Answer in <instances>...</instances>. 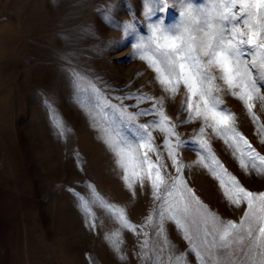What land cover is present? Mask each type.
Returning a JSON list of instances; mask_svg holds the SVG:
<instances>
[{
  "label": "rangeland",
  "instance_id": "374dc122",
  "mask_svg": "<svg viewBox=\"0 0 264 264\" xmlns=\"http://www.w3.org/2000/svg\"><path fill=\"white\" fill-rule=\"evenodd\" d=\"M191 2L206 7L208 0ZM145 6V0H0V264H151L150 259H142L145 239L149 245L143 251L149 257L159 254L166 260L170 253L185 254L187 264H198L189 249L193 244L204 248V209L221 222L239 224L246 205H229L218 180L196 163V145L189 143L178 149V158L185 165L182 175L187 187L203 207L197 211L193 204L187 218L192 244L174 222L164 220V235L169 241L165 247L162 237L155 234L156 227L146 226L150 215L155 221L162 201L153 199L147 180L143 187L137 182L131 191L125 186L116 157L101 139L105 133L98 129L105 125L119 139H132L135 132L127 121L114 118L107 104L125 106L134 113L139 110L136 101L123 97L137 92L155 98L164 95L146 63L130 54L132 45L149 35L152 23L158 19L167 25L179 21V4L152 17L144 16ZM122 22H131L133 27L126 29ZM72 73L94 82L99 89L97 98L104 97L106 102L101 100L97 106L89 91L77 97ZM221 96L223 106L236 114L238 130L264 155L258 125L238 100L226 93ZM183 98L181 88L174 99L164 100L163 108L178 125L180 138L192 141L200 123L179 124L187 116L179 115ZM78 100L96 109L97 127L92 126ZM46 105L59 113L70 133L62 137L54 134L50 124L53 113ZM254 112L259 124L264 125L261 102H256ZM151 119L141 116L135 123ZM153 135L163 153L162 172L171 183L175 169L167 159L162 138L156 132ZM205 138L224 168L246 189L264 191V176H257L251 168L245 174L232 150L210 129ZM150 155L155 161V155ZM90 185L109 204L124 210L136 226L135 233L121 229L114 217L96 206L92 207L96 227H89L73 193L87 198ZM208 227L210 230L211 222ZM116 232L118 237L113 236ZM116 245L119 251L114 250ZM223 251L234 252L232 259L240 264L249 251L248 241Z\"/></svg>",
  "mask_w": 264,
  "mask_h": 264
},
{
  "label": "snow or ice",
  "instance_id": "6c2138e0",
  "mask_svg": "<svg viewBox=\"0 0 264 264\" xmlns=\"http://www.w3.org/2000/svg\"><path fill=\"white\" fill-rule=\"evenodd\" d=\"M177 3L179 21L167 25L163 19H158L152 23L149 35L140 37L132 45L134 51L130 54L132 58L146 63L164 95L155 98L137 92L123 97L136 101L139 110L134 113L128 112L125 106L117 108L107 104L113 109L114 118L118 116L135 128L132 139L115 138L107 125L98 130L105 133L101 139L116 157V164L124 173L122 180L125 186L131 191L137 182L143 187L147 180L153 199L162 201L155 221L150 215L146 226L156 227L155 234L162 237L165 247L169 244L164 235L165 219L174 222L190 244L193 241L187 218L192 214L193 204L198 206L197 211L203 206L183 179L185 165L178 158V149L189 143L196 145L195 150L199 154L196 163L218 180L229 205L236 208L246 205V209L239 224L231 220L221 222L219 217L204 209L201 216L204 248L202 250L193 244L189 251L195 254L198 264H235L232 259L235 253H225L223 250L232 248L233 244H244L247 240L249 251L240 264H264V191L257 193L246 189L224 168L205 138L206 131L210 129L214 137L223 140L232 150L233 157L245 174L251 168L257 176H264V155H260L238 130L236 114L223 106L221 96V93H226L243 105L252 122L258 125L257 131L261 134L259 142L264 144V125L259 124V117L254 112L257 101L264 109V94H261L264 88V0H208L206 7L197 6L191 0H145L144 16L152 17L157 11L164 12ZM122 23L126 29L133 27L131 22ZM71 79L77 97L89 91L97 106L101 100L106 102L104 97L97 98L99 89L86 76L72 73ZM85 82L87 87L84 86ZM181 88L184 98L179 115L187 113V116L179 124L200 123L192 141L180 138L178 125L172 122L163 108L164 100L174 99ZM149 102H152L150 107L139 108L141 104ZM77 103L89 116L92 126L97 127L93 114L96 109L89 108L80 100ZM46 107L53 113L50 124L55 130L54 134L62 137L70 133L71 129L59 113L49 105ZM141 116H151L152 119L136 124L135 121ZM104 119H107V115ZM154 132L162 138L167 159L175 169L176 175L171 178V183L162 172L163 153L155 143ZM150 154L155 155V161ZM73 194L77 198L76 206L89 222V227H96L92 211V207L96 206L114 217L121 229L136 232V226L128 220L124 210L105 201L94 186H89L87 198ZM119 235V232L113 233L115 237ZM144 235L147 237L148 234ZM105 239L109 240L110 237L106 236ZM148 245L147 239L141 244L142 259H150L151 264H187L185 254L170 253L166 260H162L159 254L149 257L143 251ZM114 250L119 251V246L116 245Z\"/></svg>",
  "mask_w": 264,
  "mask_h": 264
}]
</instances>
